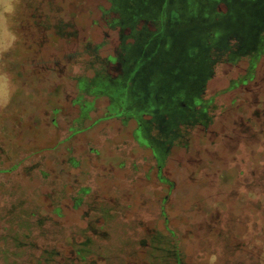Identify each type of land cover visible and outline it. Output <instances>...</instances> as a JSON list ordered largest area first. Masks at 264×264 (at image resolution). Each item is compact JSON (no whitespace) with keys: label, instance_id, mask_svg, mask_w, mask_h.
Returning <instances> with one entry per match:
<instances>
[{"label":"rangeland","instance_id":"374dc122","mask_svg":"<svg viewBox=\"0 0 264 264\" xmlns=\"http://www.w3.org/2000/svg\"><path fill=\"white\" fill-rule=\"evenodd\" d=\"M110 2L22 0L14 22L20 39L0 61L13 82H21L15 101L0 110L9 115L0 116V264H46L41 257L52 251L57 256L50 264H74L79 261L73 248L89 240L95 254L86 264H264L261 149L252 157L262 166L250 182V194L244 186L225 189L227 184L220 183L224 204L210 198L215 190L209 184L192 182L178 163H169L177 188L167 204L166 187L156 178L152 146L161 151L155 142L138 132L143 143L139 145L135 120L117 119L123 113L115 106L109 108L106 120L95 124L104 119L109 106L102 95L120 97L122 109L130 117L138 115L133 106L136 96L122 81L118 87L107 80L98 83L95 91L105 94L97 98L78 93L79 84L82 89L86 86L81 81L104 71L99 61L114 57L119 46L118 27H110L114 18ZM57 20L70 26L48 27ZM246 60L239 64L244 67ZM263 63L264 58L257 68L258 79L264 73ZM144 69L137 67L128 83L140 82L138 75ZM225 70L216 67V77L208 83L206 100L217 97L214 106H218H210L211 117L229 107L232 93L224 96L222 91L227 81L241 74L233 70L227 76ZM80 95L96 110L81 125L73 122L79 111L73 102ZM196 131L191 132L192 147L203 137ZM209 137L203 147H210ZM232 168L238 176L241 168L235 164ZM161 176L167 177L163 170ZM220 216L231 231L224 232L232 236L228 248L222 240H212L208 227Z\"/></svg>","mask_w":264,"mask_h":264},{"label":"flooded vegetation","instance_id":"af4514ba","mask_svg":"<svg viewBox=\"0 0 264 264\" xmlns=\"http://www.w3.org/2000/svg\"><path fill=\"white\" fill-rule=\"evenodd\" d=\"M110 3L109 12L114 17L110 27H118L119 46L114 48V57L99 61L105 66L104 71L81 81L86 86L82 89L79 84L78 93L97 98L105 92L92 88L105 80L113 87L122 81L134 92L133 106L138 115L124 117L123 113L116 118L134 119L137 143L143 144L137 133L145 132L160 149L161 153L152 146V157L158 163L156 178L167 190L164 199L167 204L177 188L169 166L173 162L190 175L192 182L209 184L215 190L210 198L221 201L220 204L227 201L220 183L227 184L225 189L244 186L250 194V182L257 178V170L262 166L252 157H257V148L264 152V73L260 79L257 73L264 58V0H111ZM173 10L179 13L178 17L172 15ZM38 22L35 20L36 25ZM58 24L64 29L70 26L57 20L48 27L56 28ZM105 36L109 38L108 34ZM242 59H247L244 67L239 64ZM220 66L227 69L224 71L227 76L233 70L241 74L227 81V89L222 91L224 96L232 93L228 96L229 107L211 117L210 106L218 109L214 106L217 97L206 100L205 94L211 78L216 77L215 68ZM262 66L264 69V63ZM137 67L145 68L138 75L140 82L128 83ZM81 95L73 102L79 107L73 122L79 125L90 119L92 111L96 112L93 103L82 101ZM102 96L109 106L104 119L99 118L95 124L106 120L113 105L123 111L120 97ZM196 129L203 137L192 147L190 138L195 134L191 132ZM208 134L212 135L208 138L211 145L203 147L207 146ZM175 149L179 152L175 153ZM234 164L241 168L238 176L232 172ZM259 175L260 179L264 177L262 172ZM239 177L234 185L232 181ZM222 222L220 216L208 227L212 240L223 241L228 248L232 236L224 232L231 231Z\"/></svg>","mask_w":264,"mask_h":264},{"label":"clouds","instance_id":"9594fccd","mask_svg":"<svg viewBox=\"0 0 264 264\" xmlns=\"http://www.w3.org/2000/svg\"><path fill=\"white\" fill-rule=\"evenodd\" d=\"M22 6V0H0V61L12 52L20 39L14 30V22ZM17 91V85L6 65L0 63V110H5L12 102Z\"/></svg>","mask_w":264,"mask_h":264},{"label":"trees","instance_id":"16d2710c","mask_svg":"<svg viewBox=\"0 0 264 264\" xmlns=\"http://www.w3.org/2000/svg\"><path fill=\"white\" fill-rule=\"evenodd\" d=\"M193 12H195V10ZM172 15L175 16V17H178L179 13L177 11L173 10L172 11ZM204 16H208V13H204ZM161 31H163V29ZM141 59H142V57L139 58L138 61L140 62ZM100 82L101 81H98V83H100ZM94 88L95 87L92 88V91H95ZM121 113H127V112L123 109V111ZM91 245H92V242L89 240V242H86L84 245H82L80 247L76 246V247L73 248V253H75V255L78 257V261H79V262H75L74 264H86L87 263L86 262L87 258L89 256L95 254V252L91 249ZM15 256H19V255H15ZM56 256H57V254L52 251V252H48L47 254L43 253L41 259L43 260L44 263L50 264L51 262H53V260H54V258Z\"/></svg>","mask_w":264,"mask_h":264},{"label":"crops","instance_id":"0c3cea01","mask_svg":"<svg viewBox=\"0 0 264 264\" xmlns=\"http://www.w3.org/2000/svg\"><path fill=\"white\" fill-rule=\"evenodd\" d=\"M17 82H18V81H17ZM20 83H21V82L19 81L18 84H20ZM25 83H26V82H24V84H25ZM18 84H17V85H18ZM22 84H23V83H22ZM26 84H27V83H26ZM23 90H24V92L26 91V89H23ZM24 92H23V93H24ZM20 98H21V97H20ZM20 98H16V97H15L14 99H20ZM12 99H13V98H12ZM13 101H15V100H13ZM13 101H12V102H13ZM0 116H2L4 119H7L6 117H9L8 113H0ZM17 118L19 119V117H17ZM20 118H22V116H21Z\"/></svg>","mask_w":264,"mask_h":264}]
</instances>
